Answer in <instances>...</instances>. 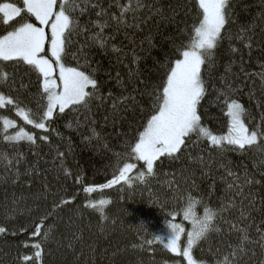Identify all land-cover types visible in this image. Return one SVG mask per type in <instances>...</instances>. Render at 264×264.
<instances>
[{"label":"trees","instance_id":"obj_1","mask_svg":"<svg viewBox=\"0 0 264 264\" xmlns=\"http://www.w3.org/2000/svg\"><path fill=\"white\" fill-rule=\"evenodd\" d=\"M15 2L23 6L22 0ZM101 2L110 12L119 14L120 9L116 5L127 4L129 0ZM131 2L134 7L135 0ZM145 3L154 6L151 12L145 7L138 13L141 19L151 16L147 23H141L139 27L121 28L119 32L115 31V25L106 28L105 33L114 36L108 48L88 49L92 67L99 66L96 76L100 96L106 98L111 92L116 97L125 88L130 92L133 86L143 91L144 83L136 85L135 81L128 82L129 68L135 70L137 67L143 73L140 79L148 85L150 92L163 75L160 64L166 61V54L171 55L173 44L187 42L192 25L197 22L195 0H145ZM233 7L234 22L227 26L228 32L215 50L214 67L210 73L204 71L208 94L201 102L202 122L216 135L227 132L226 108L223 98L216 102V90L222 87L220 78L230 61L233 62L232 73L235 75L230 74L228 79L234 82V87L241 89L234 98L249 113L245 122L250 129L258 124L264 127V81L259 75L261 65H264V0H233ZM155 8L161 9L162 16L154 14ZM96 11L98 9H90L81 16V24L95 20ZM131 17L132 13L126 16L129 24L133 23ZM33 21L34 17L30 22ZM242 26L251 29L248 33L253 37L251 49L236 39ZM4 31L5 27L0 25V34ZM72 41L65 63L75 66L72 53L77 52L84 43V37L73 35ZM113 45L122 51H113ZM233 47L238 51L231 52L230 48ZM133 50L141 57L139 64L133 63ZM80 64H84L83 59H80ZM0 69L9 73L7 84H0V94L5 98L0 102V226L6 229L5 233H0V264H187L182 255L170 253L156 241L153 233H165L166 220L180 223L185 228L181 245H186V234L192 229V224L183 218L180 210L191 203L195 212L202 216L204 206L218 211L221 202H227L229 194L225 192L226 184L220 179L223 169L218 167L221 162H230L240 174L246 167L260 181L250 191L256 194L257 201L264 197V166H260L261 157L255 150L220 153L206 140H197L195 135L180 160H165L162 165L158 163L155 165L156 174L146 178V182L135 179L139 172L146 173L144 162L129 156L120 160L119 167L124 163L135 164L129 173L133 178L131 184L122 181L102 191L85 193V187L106 184L118 174V170L114 171L116 153L127 151L125 142L134 143L138 131L143 130L141 124L146 122L140 111L137 110L135 115L129 112L113 127L111 101L105 99L101 103L100 99H95L87 108H66L64 113L57 110L48 122L49 130L45 132L27 124L19 115L20 108L37 112L41 103L42 77H38L30 66L22 62L0 61ZM117 72L125 83H118ZM124 94L127 95V92ZM9 98L14 101L12 104L7 102ZM137 98L139 107H150L148 95ZM105 116H109L107 123ZM5 119L13 121V126L7 130L3 123ZM21 128L37 138L35 144L26 140L17 143L4 139L5 135H14ZM92 129L100 134L99 137L94 135ZM44 135L48 136L47 141L40 139ZM58 152L64 155L60 157ZM4 156H8L7 161L3 159ZM17 156L21 163L13 167L9 161L14 162ZM189 156L204 157L206 162L211 163V171L204 174L207 169L191 161ZM5 164H8V169ZM17 168L20 175L13 183L15 177L12 174ZM193 172L194 176L191 175ZM21 195L25 199L13 204V200ZM100 199L111 201L105 206L106 218H101L98 209L86 207L90 201ZM61 200L69 202L61 204ZM172 212L178 213L175 220L169 215ZM46 214L41 234L34 236L36 226ZM223 216L226 220L235 221L238 212L229 211ZM141 221L148 225L150 231L140 227ZM259 221L260 216L257 215L256 223ZM215 223L220 232L209 233L208 239L199 242L193 250L198 264L200 261L217 264V259L223 260L230 252L229 245L238 243L239 233L232 231L229 234V225L219 216ZM44 232L48 233L47 239ZM73 232L80 237L79 240L72 238ZM250 232L255 238V225ZM149 240H152L150 245L147 243ZM69 242L73 248L68 247ZM36 243H41L40 258L35 257L37 250L33 245ZM255 251V257L249 258V253L241 264H260L264 255H261L258 247ZM25 256L32 259L25 261Z\"/></svg>","mask_w":264,"mask_h":264},{"label":"snow or ice","instance_id":"obj_2","mask_svg":"<svg viewBox=\"0 0 264 264\" xmlns=\"http://www.w3.org/2000/svg\"><path fill=\"white\" fill-rule=\"evenodd\" d=\"M22 5V7L18 6L15 0H0V25L5 27L4 33L0 34V61L22 62L30 66L38 77H42L41 103L37 112L33 113L31 109H19V115L27 124L47 132L48 122L52 120L57 110L59 113H64L66 108H87L95 99H100L101 103L105 99L111 101L113 127L126 114L131 112L135 115L137 110L146 121L141 124L143 130L138 131V135L134 137L135 142H125L124 148L127 151L116 153L117 161L114 171L118 170V174L106 184L85 187L83 189L85 193L102 191L119 185L122 181L131 184L133 178L129 176V173L135 168V164L124 163L122 167H119L120 160L129 156L144 162L146 173L139 172L135 179L146 182V178H151L156 174L155 165L158 163L162 165L165 160L169 162L180 160L181 155L192 142L193 135L197 137V140H206L214 150L220 153L255 150L261 157L260 166H264V127L258 124L250 129L245 122L249 113L245 106L234 98L241 89L234 87V82L228 79L230 74L235 75L232 73V61L225 66V74L220 78L222 87L216 90V102L223 98L226 108L227 132L223 135H216L202 122L201 102L208 94L204 71L211 72L214 67L215 50L225 38L224 34L228 32L227 26L234 22L233 0H195L197 22L193 23L187 42H182L180 45L173 44L171 55L166 54V61L160 64L163 75L159 82L152 86L151 91H148V85L140 79L143 73L139 68L135 70L129 68L128 82L135 81L136 85L144 83V90L141 91L133 86L130 92L125 88L119 96L114 97L109 92L106 98L98 95L100 84L96 73L99 71V66L92 67L89 62L88 49L97 47L106 50L109 41L114 39V36L105 33L106 28L115 25V31L119 32L121 28L139 27L141 23H147L151 16L141 19L138 13L145 7L151 12L154 6L146 4L145 0H135L133 7L129 0L127 4L118 3L116 5L120 9L117 14L104 8L101 0H22ZM90 9H98L95 12L96 19H90L81 24L80 17ZM128 13H132L133 23L131 24L126 19ZM154 14L162 16L161 9L155 8ZM18 17L20 19L16 20ZM32 17L39 26L30 22ZM250 31V28L242 26L236 35V39L249 49L252 47L253 40V37L248 35ZM73 35L84 37V43L77 52L72 53L73 59L76 60L75 66L65 63V57L69 54V48L73 43ZM112 50L122 51L114 45ZM230 51L237 52L238 49L233 47ZM80 59H83V65L80 64ZM140 59L141 57L133 50V63L139 64ZM261 69L259 75L264 81V65H261ZM243 71L241 66V72ZM8 79L9 73L0 69V84H7ZM116 79L118 83H125L120 80L119 72L116 74ZM124 92H127V95ZM144 95H148L151 99V105L148 108L139 107L140 101L137 96L143 97ZM4 99V96L0 94V102ZM7 102L12 104L14 101L9 98ZM104 120L107 123L109 116H105ZM3 123L5 130L13 126V121L8 119H5ZM262 123H264V116H262ZM92 131L99 137L100 134L96 133L95 129ZM4 139L17 143L26 140L35 144L37 138L21 128L14 135H5ZM40 139L47 141L48 136H41ZM86 139L89 138L86 137ZM57 155L62 157L64 154L58 152ZM3 159L7 161L8 156H4ZM189 159L203 169H207L204 174L211 171V163L206 162L204 157L189 156ZM9 163L15 167L16 164L21 163L20 157L17 156L14 162L9 161ZM4 166L8 169V164ZM256 166L254 163V167ZM218 167L223 169L220 179L226 184L225 192L229 194L227 202L222 201L218 211L204 206L202 216L195 212L191 203L180 210L183 218L192 224V229L186 234V245L183 249H181V239L185 235V228L182 224L166 220V232L153 233L156 241L163 244L170 253L176 256L182 255L187 260V264H198L193 256L194 248L202 240H207L209 233L220 232L215 223L218 216L229 225V234L235 231L239 233V236L238 243L229 245L230 252L224 256L223 260L217 259V264H241L245 257H249V253H251L249 258L256 256V247L260 249L261 255H264V197L257 201L256 194L250 191L260 181H257L246 167L242 174L234 170L230 162H221ZM12 175L15 177L13 179L15 183L20 175L19 169L17 168ZM191 175L194 176L195 173ZM23 199L25 197L21 195L13 200V204ZM68 202L60 201L61 204ZM110 203L109 199H100L90 201L86 207L98 209L101 218H106L105 206ZM56 206L59 207V204ZM229 211L238 212L235 221L224 219L223 214ZM177 214V212H172L169 215L172 220H175ZM257 215L260 216L258 224L256 223ZM46 218L47 214L41 218L40 224L36 226L33 233L34 236L41 234V226ZM139 224L142 229L150 231L145 222L141 221ZM241 224L243 227H240ZM253 225H255V238L250 232ZM5 232V227L0 226V233ZM47 237L48 233L44 232V238L47 239ZM72 238L80 239L74 232ZM147 243L150 245L152 240ZM33 247L37 250L35 257L40 258L41 243H36ZM68 247L73 248V244L69 242ZM31 259L28 256L24 257L25 261ZM199 264H204V262L200 261ZM260 264H264V260H261Z\"/></svg>","mask_w":264,"mask_h":264},{"label":"rangeland","instance_id":"obj_3","mask_svg":"<svg viewBox=\"0 0 264 264\" xmlns=\"http://www.w3.org/2000/svg\"><path fill=\"white\" fill-rule=\"evenodd\" d=\"M33 23H36L37 24V26H39V24H38V22L37 21H35V18H34V21H33ZM47 47V46H46ZM49 55H50V53H49ZM185 245H181V249H183V247H184Z\"/></svg>","mask_w":264,"mask_h":264},{"label":"bare ground","instance_id":"obj_4","mask_svg":"<svg viewBox=\"0 0 264 264\" xmlns=\"http://www.w3.org/2000/svg\"><path fill=\"white\" fill-rule=\"evenodd\" d=\"M103 197V196H102Z\"/></svg>","mask_w":264,"mask_h":264}]
</instances>
